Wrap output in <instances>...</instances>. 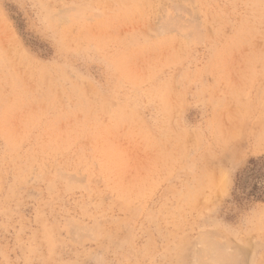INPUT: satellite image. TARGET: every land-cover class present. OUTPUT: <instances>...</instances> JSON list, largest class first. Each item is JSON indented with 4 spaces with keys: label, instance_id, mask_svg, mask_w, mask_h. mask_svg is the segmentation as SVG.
Returning <instances> with one entry per match:
<instances>
[{
    "label": "rangeland",
    "instance_id": "rangeland-1",
    "mask_svg": "<svg viewBox=\"0 0 264 264\" xmlns=\"http://www.w3.org/2000/svg\"><path fill=\"white\" fill-rule=\"evenodd\" d=\"M263 131L264 0H0V264H264Z\"/></svg>",
    "mask_w": 264,
    "mask_h": 264
},
{
    "label": "bare ground",
    "instance_id": "bare-ground-1",
    "mask_svg": "<svg viewBox=\"0 0 264 264\" xmlns=\"http://www.w3.org/2000/svg\"><path fill=\"white\" fill-rule=\"evenodd\" d=\"M60 10H61V9H60ZM262 127H263V126H262ZM256 128H257V127H256ZM248 129H249V128H248ZM257 129H258V128H257ZM263 132H264V131H263ZM241 133H243V132L241 131ZM244 135H245V134H244ZM242 136H243V135H242ZM251 136H252V134H251ZM261 136H262V135H261ZM261 136H260V137H261ZM213 139H216V138H213ZM220 140H221V139H220ZM216 141H217V140H216ZM241 142H242V141H241ZM236 143H237V142H236ZM239 143H240V141H239ZM239 143H237V144H239ZM243 143H244V142H243ZM243 143H242V144H243ZM230 145H231V144H230ZM239 145H240V144H239ZM228 146H229V144H228ZM232 146H233V145H232ZM231 148H233V147H231ZM237 148L239 149V147H237ZM243 149H244V148H243ZM246 149H247V148H246ZM230 153H231V152H230ZM235 153H236V152H235ZM235 159H236V158H235ZM228 165H229V164H228ZM225 175H226V174H225ZM219 183H220V182H219ZM218 185H219V184H218ZM130 210H132V209H130ZM133 210H134V209H133ZM135 210H136V209H135ZM133 216H134V215H133ZM153 217H154V216H153ZM129 221H130V220H129ZM128 223H129V222H128ZM73 225H74V224H73ZM74 226H75V225H74ZM74 233H75V232H74ZM80 235H82V234H80ZM218 244H219V243H218ZM223 244H225V243H223ZM233 244H234V243H233ZM234 245H235V244H234ZM230 247H231V245H230ZM234 247H235V246H234ZM218 248H219V246H218ZM220 248H222V246H221ZM226 248H227V247H226ZM226 248H225V249H226ZM232 248H233V247H232ZM232 248H231V249H232ZM216 249H217V248H216ZM216 249H215V250H216ZM233 249H235V248H233ZM217 250H218V249H217ZM234 251H235V250H234ZM220 252H221V251H220ZM231 252H232V251H231ZM215 253H217V251H216ZM215 253H211V254H212V255H211V258L213 259V261L210 259L211 262H214V261H215V262H216V261L219 262V261H220L218 264H220V263L223 264L224 261H225L224 258H225V259L228 258V259H226V261H225L226 263H224V264L229 263V262H228L229 260L231 261V258H230L229 256H227V254H226L227 252H224L225 254L223 253V249H222V253H223V254L220 253V254H222V256L224 255V258L221 256V257L223 258V259L221 258L222 260H221V259L219 260L218 258H216L217 256L220 258L219 251H218V254H215ZM213 254H215V255L213 256ZM232 255H233V254H232ZM235 255H236V254H235ZM225 256H227V257H225ZM213 257H215L216 259L213 258ZM229 258H230V259H229ZM214 259H215V260H214ZM217 259H218V260H217ZM223 260H224V261H223ZM227 260H228V261H227ZM232 260H233V259H232ZM209 262H210V261H209ZM209 262H208V263H209ZM215 262H214V263H215ZM222 262H223V263H222ZM215 264H217V263H215ZM230 264H231V262H230Z\"/></svg>",
    "mask_w": 264,
    "mask_h": 264
}]
</instances>
